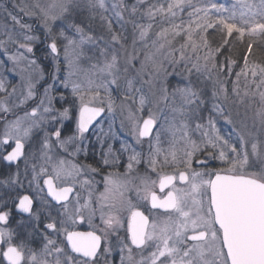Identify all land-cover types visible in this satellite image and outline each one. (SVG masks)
Segmentation results:
<instances>
[{
	"label": "snow or ice",
	"instance_id": "1",
	"mask_svg": "<svg viewBox=\"0 0 264 264\" xmlns=\"http://www.w3.org/2000/svg\"><path fill=\"white\" fill-rule=\"evenodd\" d=\"M10 3L0 70L19 76L20 97L0 76V187L23 186V163L36 195L0 197V224L21 214L0 228V264H264V0ZM42 80L39 103L17 115ZM93 127L96 163L124 169L103 176L96 199L80 178L102 168L78 162ZM85 221L91 230H76Z\"/></svg>",
	"mask_w": 264,
	"mask_h": 264
},
{
	"label": "rangeland",
	"instance_id": "2",
	"mask_svg": "<svg viewBox=\"0 0 264 264\" xmlns=\"http://www.w3.org/2000/svg\"><path fill=\"white\" fill-rule=\"evenodd\" d=\"M217 2L218 3H223L226 6H231L232 4L236 3V0H217ZM126 3L129 4V6H130V5L134 4V3H136V0H126ZM0 4H3L5 6H7L9 9H11L10 0H0ZM240 10H241L240 9V5L237 4V12H239ZM183 18L185 20H187L186 13L184 14ZM25 22L31 23L32 21H28L27 18H25ZM4 23H7V24L11 25V21L8 20L7 17L2 12H0V24H4ZM129 30H130V26H129ZM88 47H90V46H86V49ZM89 54H91V53H89ZM33 58L37 59L38 64L44 69L45 78H46L47 82H51L50 77H49V69H50L51 60L50 59H48V60L44 59V45H38L36 47L35 56ZM82 64H83L84 67H87L88 66V61L87 60H83ZM236 71H239V68H237ZM61 75H63V73H61ZM0 76H6L8 78L7 87L9 89V91H11L12 85H17L18 86V92H17L16 96H17V98H19L20 97L19 76H14L12 73H9V72L3 71V70H0ZM232 79H235V77L233 76ZM44 87H45V81L42 80L39 83H37V85H36V92H37L36 97L34 99H32V100H29L21 108L14 109L15 113L17 115H23L24 111H30L32 107L36 106V104L39 103V98H40V95H42V93H43ZM229 87H231V85H229ZM210 90H211V84L209 83V91ZM117 103H119V101H117ZM210 107H211V105H209V110H210ZM2 115L3 114L0 113V116H2ZM207 115H208V111L206 110L205 111V116H207ZM7 118L9 120H11V119H14L15 117L13 115H9ZM121 118L122 117L120 116L119 109H117L116 122H115L114 128L117 131L118 137L123 138V137L126 136L127 130L125 129L124 131H120L119 121H120ZM101 123H102L103 128L106 131L107 127H108V120L105 119ZM249 125H251V121H249ZM3 126H4V121L0 120V128L3 129ZM218 127L220 128L222 134L227 135L228 129L224 126V123H223L222 120L218 121ZM94 129L95 130L92 131L91 134H95V133L99 134V128L98 127H94ZM109 142H111V141H109ZM116 143H118V147H120L119 142L117 141ZM163 147L167 148L168 145L164 144ZM105 149H107V148H105ZM98 150L100 151V149H96L95 152H98ZM140 150H141V147L137 146V151H140ZM143 151L145 153H147V143H145L143 145ZM90 160H92L91 163H84V162L79 161V159H78V162L86 164V165H92V166L96 167V165H98L96 162L99 161L100 158L97 159V157H95V158H92ZM124 161L126 162V157L124 158ZM212 165L213 166H218V165H216L215 162H212ZM145 167H146V165H144V164L138 165V168H139L141 173L144 172ZM108 172H116V171L109 169L107 171V173ZM120 172H123V171H120ZM87 173H91V172L87 171ZM107 173H105V174H107ZM103 176L102 177L97 176L94 179H91V180H94L96 182L93 185V188L91 189V191L93 192V197H92L93 199H96L99 196L100 192L103 191ZM153 178H155V177H153ZM80 179H81V181H83L84 179H87V178L81 177ZM76 187H77V192L80 193V195L82 197H84V195H85V197L87 198L89 190L86 189V188L85 189H81L79 184H77ZM125 215H127V214H125ZM96 223L97 224L100 223L98 216H97V219H96ZM82 225L84 227H86V228H89L88 223L86 221ZM126 227H127V221L125 219V222H124V233H125ZM121 235H123L122 231H121ZM110 239L113 241V243H115V238L114 237H111Z\"/></svg>",
	"mask_w": 264,
	"mask_h": 264
},
{
	"label": "flooded vegetation",
	"instance_id": "3",
	"mask_svg": "<svg viewBox=\"0 0 264 264\" xmlns=\"http://www.w3.org/2000/svg\"><path fill=\"white\" fill-rule=\"evenodd\" d=\"M94 127L90 130L89 133L86 134L87 136V139L85 140V144L88 145V148H87V156H85L83 153L80 154V156L78 157L79 161L81 162H84V163H91L92 158H95L97 157L100 158V156L97 154L99 152H95L96 149H100V144L97 142L96 140V133L95 134H91L92 131H94ZM3 129L0 128V132H2ZM104 148H107V144L104 145ZM114 148L118 149V143H115L114 144ZM86 165V164H85ZM0 167H3L2 164H0ZM94 167V166H93ZM96 167H101L102 168V171L100 172V174H95V173H85L84 178H87V179H94L95 177L99 176V177H102L105 173H107V171L110 169V170H114V171H124L123 167L121 166L119 169L117 168H112V167H108V168H103L102 165H96ZM20 179L22 181V184L23 186L20 187L19 185L17 186V189L16 191L19 192V195H30V196H35L36 195V190L34 189V186L33 187H29V180L31 179V176L29 175L27 178L24 176V166H23V163H21L20 165ZM12 172L15 173L16 172V168L15 166L12 167ZM40 184L42 185L43 184V180H40ZM16 191H13V190H9V189H5L3 187H0V197H4V198H8V196H11L12 198H16ZM157 193H159V188L157 187L156 189ZM45 192H46V189H45ZM76 192H77V187H76ZM85 197V195H84ZM86 198V197H85ZM50 199V198H49ZM8 203L9 205L11 206L12 205V200L11 199H8ZM17 203H18V199H17ZM34 205L35 206H39V199L37 200H34ZM35 210V208H34ZM12 211H13V215L10 217V223L7 224V225H4V224H0V228H9V229H14L15 226H16V223L18 220L21 219V214H18L16 212V209L13 207L12 208ZM24 216H26L27 214H23ZM127 228V227H126ZM76 230L78 231H82V232H87V231H90L91 229L90 228H86L84 227L82 224L78 223L76 225ZM121 231L123 232L124 234V226H123V229H121ZM126 231V229H125ZM97 234H100L99 232ZM102 244H104V241L102 240ZM6 247V245H5ZM115 255V253H114ZM116 259H117V264L119 262V257L118 255L116 256ZM0 260H3V257H2V254H0ZM4 264H7L6 261H4ZM101 264H103V258H101Z\"/></svg>",
	"mask_w": 264,
	"mask_h": 264
},
{
	"label": "trees",
	"instance_id": "4",
	"mask_svg": "<svg viewBox=\"0 0 264 264\" xmlns=\"http://www.w3.org/2000/svg\"><path fill=\"white\" fill-rule=\"evenodd\" d=\"M241 63H242V61H241Z\"/></svg>",
	"mask_w": 264,
	"mask_h": 264
}]
</instances>
